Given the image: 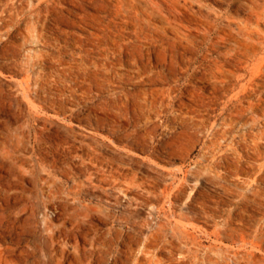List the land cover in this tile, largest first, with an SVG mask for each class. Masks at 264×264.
<instances>
[{
  "label": "rangeland",
  "instance_id": "1",
  "mask_svg": "<svg viewBox=\"0 0 264 264\" xmlns=\"http://www.w3.org/2000/svg\"><path fill=\"white\" fill-rule=\"evenodd\" d=\"M14 2L0 0V264H58L56 257L63 253L62 264H135L139 259L148 264L151 255L152 264H184L188 257L176 239L161 240L151 254L142 250L148 233L168 218L172 233L176 210L185 214L194 235V264H212L209 254L231 263L264 264V248L253 243L264 230V139L254 149L241 137L244 129L237 130L231 138L239 148H229L231 138L217 143L213 130L197 127V119L183 121L178 104L160 115L130 111L128 95L167 83L108 79L96 67L63 83V65L52 57L43 61V92L53 100H29L17 79L27 77L22 65L41 46L25 20L18 28L5 26L12 21ZM251 2L190 0V10H183L193 26H200L195 10L211 19L222 15L224 23L233 19V27L244 21L254 25L246 5ZM86 9L95 11L90 4ZM61 25L80 33L97 31L95 26ZM52 26L49 22L41 29L53 45ZM65 56L73 60L70 52ZM120 70L128 71L126 66ZM191 83L206 84L195 78ZM37 133L47 140L40 141ZM57 134L76 142L73 151L59 149ZM111 165L116 175L107 176ZM52 181L62 188L63 198L42 193ZM81 182L86 186L74 190ZM77 207L90 211L79 226L69 217ZM215 229L224 248H230L224 256Z\"/></svg>",
  "mask_w": 264,
  "mask_h": 264
},
{
  "label": "bare ground",
  "instance_id": "2",
  "mask_svg": "<svg viewBox=\"0 0 264 264\" xmlns=\"http://www.w3.org/2000/svg\"><path fill=\"white\" fill-rule=\"evenodd\" d=\"M251 1L246 5L250 10L249 20L254 21V25L244 21L237 27H233V19H226L224 23L222 15L211 19L196 10L193 14L200 18V26L191 25L183 10H190V0H15L10 12L12 21L4 23L18 28L25 20L29 30L34 28L36 31L34 39L41 46L39 51H31L22 65L27 77L17 79L29 100L39 99L44 103L53 100L51 95L43 92L47 78L43 61L49 57L63 65L59 73L63 83L76 80L73 75L87 73L92 67L105 71L108 79L117 76L132 82L164 81L166 86L142 88L137 97L128 95L129 110L152 116L166 113L178 104V110L184 113L183 121L197 119V127L213 130L215 142L222 144L223 140L235 137L237 130L244 129L241 137L248 146L256 149L264 139V29L261 27L264 24V0ZM87 4L95 11L86 9ZM74 7L84 11H76ZM65 11L78 19H72ZM226 16L231 18L233 15ZM49 22L55 25L52 26L56 34L53 45L41 29ZM63 22L95 26L97 31L80 33L62 27ZM61 34L66 38L63 39ZM188 50H194L195 54L189 55ZM68 52L73 60L66 58ZM37 65L42 68L37 70ZM120 66H126L128 71H121ZM194 78L206 84L196 87L191 83ZM213 111L216 113L212 114ZM219 124L222 129L218 128ZM36 137L40 141L47 140L40 133ZM56 143L63 151H73L76 142L57 134ZM229 144V148H239L234 138ZM91 158L94 160L93 156ZM95 159L100 165H106L103 160ZM107 170L110 172L107 176L116 175L117 169L112 165ZM85 186V183H77L74 190ZM41 191L44 196L63 198V190L56 181L47 188L42 187ZM89 212L77 207L69 217L79 226ZM174 216L177 220L172 233L167 231L166 226L172 223L167 217L157 231L148 233L142 250L145 255L151 254L161 240L170 237L180 242L179 250L187 255L184 264H194V235L183 219L186 217L183 212L176 210ZM213 234L221 244L222 255L228 254L230 248H224L221 231L215 229ZM253 243L264 248V230L256 235ZM65 258L63 253L56 261L62 264ZM208 258L212 264H242L215 258L212 254ZM54 259L50 255V262L55 263ZM152 263L151 255L148 264ZM135 264H146V261L139 259Z\"/></svg>",
  "mask_w": 264,
  "mask_h": 264
}]
</instances>
